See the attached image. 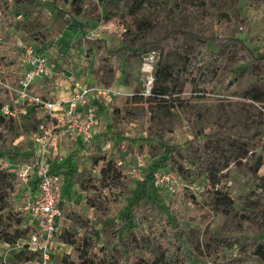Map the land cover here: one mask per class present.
<instances>
[{
  "label": "rangeland",
  "instance_id": "obj_1",
  "mask_svg": "<svg viewBox=\"0 0 264 264\" xmlns=\"http://www.w3.org/2000/svg\"><path fill=\"white\" fill-rule=\"evenodd\" d=\"M196 1L78 0L71 6L60 1L54 5L53 0H0L2 69L17 64L23 45L37 44L60 80L58 85L38 84L34 93L57 97L62 92L68 97L70 78L85 84L95 99L81 106L94 108L102 129L95 141L59 151L56 169L64 178L61 226L74 244L59 239L48 259L36 254L34 261L22 262L18 255L27 250L26 237L13 244L0 240V264H149L153 248L145 241L159 236L165 218L172 227H184L194 254L191 264H260L249 252L247 237L235 231L244 217H252L257 225L264 222V147L239 138L254 135L264 144V0H207L203 8H195ZM56 7L70 17H58ZM172 28L197 37L180 43L184 53L194 51L204 33L215 39L207 41L193 72L175 75L168 94L159 96L158 71L166 67L176 74L184 69L185 58L144 44ZM2 58L13 63L5 66ZM10 76L0 70V101L16 121L15 133L0 141V168L8 175L34 165L30 134L40 123L50 122L22 103L18 80ZM97 89L107 91L108 102L96 98ZM218 128H225L227 137L208 142L207 152H197L188 143L196 132L209 134ZM169 129L172 132L160 141L150 139V131ZM161 145L183 150L176 171L153 166L158 156L152 159L149 153H161ZM108 160L121 171L115 199L98 188ZM207 167L219 184L202 174ZM8 185H14L15 193ZM215 191L231 197L233 205L212 208ZM0 192L6 193L14 211L22 212L36 192V180L26 185L11 176L0 177ZM5 213L0 209L2 238L16 230ZM84 237L96 245L88 257L79 250ZM134 237L141 240L133 243ZM206 246L220 252L208 255Z\"/></svg>",
  "mask_w": 264,
  "mask_h": 264
},
{
  "label": "built area",
  "instance_id": "obj_2",
  "mask_svg": "<svg viewBox=\"0 0 264 264\" xmlns=\"http://www.w3.org/2000/svg\"><path fill=\"white\" fill-rule=\"evenodd\" d=\"M0 70L10 73L11 78L18 80L19 97L22 103L32 108L31 113L38 110L41 119L50 120L49 123H40L38 130L30 134L35 147L34 165H27L25 169L15 173L17 180L26 185L30 180H36L35 194L30 195L24 207L19 210L26 219L24 228L29 230L25 243L27 250L37 254V257L40 255L48 259L49 249L54 242L59 241L63 233L61 222L64 219V207L61 194L64 178L55 168L61 161L59 151L65 143L84 145L95 141L97 135L102 133L94 108L81 106L90 103L95 97L85 84L70 77L67 100L61 98L62 92L57 97L34 93L38 84L58 85L60 80L56 77L54 65L39 50L37 44L23 45L17 64L6 69H2L0 65ZM4 86L9 88L7 83ZM96 91V98L109 101L110 96L105 89ZM0 116L14 118V113L9 107L2 106Z\"/></svg>",
  "mask_w": 264,
  "mask_h": 264
},
{
  "label": "trees",
  "instance_id": "obj_3",
  "mask_svg": "<svg viewBox=\"0 0 264 264\" xmlns=\"http://www.w3.org/2000/svg\"><path fill=\"white\" fill-rule=\"evenodd\" d=\"M59 1L63 4H70L71 6H73L78 0H53L54 5H56V3ZM206 4L207 0H198L193 4V6L195 8H203L206 6ZM55 9L57 12L56 15L58 17H70V13H67L63 9H59L58 7H56ZM194 37L196 36L192 33L184 31L181 28H172L169 29L165 34H163L159 39L155 41H148L144 44L145 46H159L161 48L162 54H165L169 51H176L178 54L184 56L185 58L184 69L177 71L176 74L172 71H169L166 67H163L160 69V71H158L156 75L155 89V93L157 95L164 96L168 94L169 82L172 78H174L175 75L186 77L188 74L192 73L194 70V62L198 57L201 56V54H203L204 50L206 49L207 41L215 39V36H212L209 33H204L201 35V37H198V43L194 51L190 53H184L180 48V43L184 39ZM33 40L39 44L40 39L36 36V34L33 35ZM39 50L42 51V49ZM1 62H3L2 64L5 66L13 63L11 60L6 58H2ZM1 107L2 103L0 101V109ZM0 125V141L4 140L8 135L14 134L16 131V121L12 117L0 116ZM171 132V129L155 131L154 133L150 131L151 138H149L152 141H160L164 137L168 136ZM226 133L227 132L225 128H218L214 133L209 134L202 131H198L189 139L188 143L192 145V147H195L197 152L205 153L207 152L208 142L215 138H226ZM239 138L251 144L253 147H264V144H260L258 141H256L254 135H239ZM160 148L162 149V152L159 154L156 153V151H150L149 153L152 159L158 156L156 158V161H154L155 164L153 166L157 168L167 167V169L169 168L173 171H176L174 166L178 162L177 160L182 154L183 150L181 148H177V151L173 152L172 147L168 145H161ZM104 164V167H102L100 170V187L98 188L106 189L110 196L114 197V191L119 188L121 171H118V169L115 168V165L112 160L105 161ZM208 167L206 168V171L204 173L202 172V174H207L208 180L210 182L214 184H219L220 181L218 179L217 181H213V172L212 170L208 169ZM151 168L153 169V167ZM179 168L180 167H178L177 170H179ZM8 174L9 173H7L5 169L0 168V177L3 178L6 176H11L13 181L17 179L16 174ZM88 188L98 190L97 187L93 186ZM7 190L12 194L15 193L14 185H8ZM216 194L218 195L219 193L216 192ZM209 205H211L214 209L218 208V206H221L223 210H225L233 205V200L227 194L221 192L218 197H216L209 203ZM0 209L6 211L5 214L7 218L16 227V230L14 231L13 235L7 238L0 237V240L2 242L13 244L16 243L18 239L24 236L27 237L29 230L27 228H24L26 219L23 215V212L13 210L11 201H7V195L4 192H0ZM261 211L262 214H264V209H261ZM162 220L165 222L166 218ZM164 222L161 223L162 228L160 230L159 236L148 238V240L146 239L147 241H145L148 246H151V248H153V251L149 255V264H191L194 261V254L189 249L187 242L184 239V227L179 224H175L174 227H172L170 223ZM116 226L117 225L115 224L112 225L113 228H116ZM258 230H261V233H258ZM235 233L247 237L250 242V254L256 259H258L260 261V264H264V239L260 237L262 234H264V222L257 225L252 217H244L242 225L235 231ZM73 238L74 237L68 231H64L60 236V239L63 241V243L69 245L74 244ZM144 238L146 237H142V240H144ZM93 240L94 239L90 237H84L81 240V249L79 250L80 252L82 250V256L88 257L91 255L92 251L96 247L95 241ZM139 240L141 239L134 237L132 242L138 243ZM112 241L117 242L116 235H113ZM219 252L220 251L217 249H212L211 247L206 246V253L208 255H213ZM18 256H20L19 260H21L22 262H30L36 259V254L28 250L21 252Z\"/></svg>",
  "mask_w": 264,
  "mask_h": 264
},
{
  "label": "crops",
  "instance_id": "obj_4",
  "mask_svg": "<svg viewBox=\"0 0 264 264\" xmlns=\"http://www.w3.org/2000/svg\"><path fill=\"white\" fill-rule=\"evenodd\" d=\"M61 98H62L63 100H67V99H68L67 95L65 96L64 93H62ZM71 145H72V144H66V143H65V144L60 148V151H62V148H63V147H65V146H71ZM72 146H74V145H72Z\"/></svg>",
  "mask_w": 264,
  "mask_h": 264
}]
</instances>
